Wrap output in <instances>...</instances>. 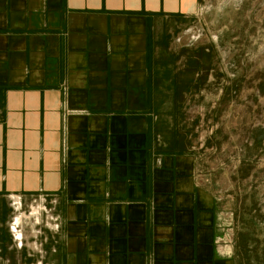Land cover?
Here are the masks:
<instances>
[{
  "label": "crops",
  "instance_id": "0c3cea01",
  "mask_svg": "<svg viewBox=\"0 0 264 264\" xmlns=\"http://www.w3.org/2000/svg\"><path fill=\"white\" fill-rule=\"evenodd\" d=\"M198 2L0 0V219L53 199L57 264H236L182 129Z\"/></svg>",
  "mask_w": 264,
  "mask_h": 264
},
{
  "label": "rangeland",
  "instance_id": "374dc122",
  "mask_svg": "<svg viewBox=\"0 0 264 264\" xmlns=\"http://www.w3.org/2000/svg\"><path fill=\"white\" fill-rule=\"evenodd\" d=\"M198 1L170 41L175 52H198L199 88L184 93L182 129L214 201L218 244L236 264H264V0ZM37 199L40 216L33 198L0 219V241L11 242L2 263L57 264L55 204ZM18 217L21 245L11 233Z\"/></svg>",
  "mask_w": 264,
  "mask_h": 264
},
{
  "label": "built area",
  "instance_id": "2783aa9c",
  "mask_svg": "<svg viewBox=\"0 0 264 264\" xmlns=\"http://www.w3.org/2000/svg\"><path fill=\"white\" fill-rule=\"evenodd\" d=\"M11 198L13 200L12 202L14 203L15 207L20 209L22 207L21 197L18 195H13L11 196ZM34 202L36 205L32 206L31 208H34V207L36 208L35 213H33V216L37 217V216H40L41 212L45 210L46 207L43 204L42 205L39 204L37 200H35ZM20 223L16 221V224L14 223L12 226L11 232H12L14 240L17 241L18 244L21 245L22 240H23V234H22V231L19 230L18 228Z\"/></svg>",
  "mask_w": 264,
  "mask_h": 264
},
{
  "label": "bare ground",
  "instance_id": "6f19581e",
  "mask_svg": "<svg viewBox=\"0 0 264 264\" xmlns=\"http://www.w3.org/2000/svg\"><path fill=\"white\" fill-rule=\"evenodd\" d=\"M18 222V221H17ZM18 223H20V222H18Z\"/></svg>",
  "mask_w": 264,
  "mask_h": 264
}]
</instances>
